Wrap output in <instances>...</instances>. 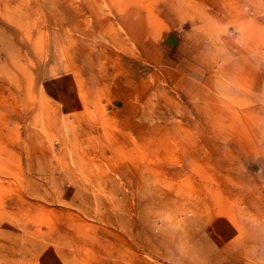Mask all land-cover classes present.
Wrapping results in <instances>:
<instances>
[{"label":"rangeland","instance_id":"obj_1","mask_svg":"<svg viewBox=\"0 0 264 264\" xmlns=\"http://www.w3.org/2000/svg\"><path fill=\"white\" fill-rule=\"evenodd\" d=\"M0 264H264V0H0Z\"/></svg>","mask_w":264,"mask_h":264}]
</instances>
